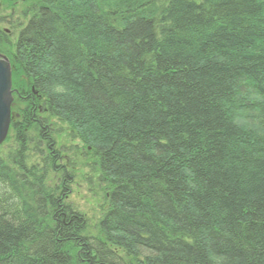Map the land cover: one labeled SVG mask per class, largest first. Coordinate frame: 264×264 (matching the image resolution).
I'll list each match as a JSON object with an SVG mask.
<instances>
[{
    "label": "trees",
    "instance_id": "trees-1",
    "mask_svg": "<svg viewBox=\"0 0 264 264\" xmlns=\"http://www.w3.org/2000/svg\"><path fill=\"white\" fill-rule=\"evenodd\" d=\"M40 1L11 61L100 161L110 209L98 231L127 236L114 239L126 256L146 246L143 264H220L209 253L264 264V119L254 133L228 111L264 118V0ZM30 110L13 126L15 153L0 157V264H68L60 248L81 223L39 222L51 168L31 161L37 147L23 152L24 129L44 126Z\"/></svg>",
    "mask_w": 264,
    "mask_h": 264
},
{
    "label": "rangeland",
    "instance_id": "rangeland-1",
    "mask_svg": "<svg viewBox=\"0 0 264 264\" xmlns=\"http://www.w3.org/2000/svg\"><path fill=\"white\" fill-rule=\"evenodd\" d=\"M40 7H45L43 1L40 0H0V56L3 55V57H6L11 65V99H13L10 106L9 129L5 139L0 144V157L6 161L9 156H13L17 148L13 126L20 122L21 113L25 111L24 94L31 96V94L27 93L28 87L34 95L38 96L31 82L32 79L30 80V77L27 76L28 73L25 70V72H21L23 70L20 64H18V61H16L17 69L16 67L14 68L11 60L13 59L15 61V58L21 55L19 47L21 32L28 26L33 18L35 19L40 15V13H38V8ZM159 7L160 4H156L151 9H157ZM19 81L22 82V84ZM47 101L49 102L48 99ZM47 101L44 100L43 104L36 103L35 108L33 107L34 119H39V115L41 114L42 116H40V118L45 121L43 128L38 131L37 135L34 131L27 132L28 129H24L25 134L30 137L29 144L31 146V152L37 147V152L31 155V161H39L37 163L40 165L41 162L45 165H51L49 172L47 170V173L41 174L44 182L38 181L42 188H46V195L50 197L49 201L52 204V206H50L51 208L46 209L47 212L44 217L40 215L39 222H42V224L45 223V225L51 223L52 227L55 226L56 228L57 226L60 231L62 229L60 222L62 226L67 227L65 220L69 216H72L71 219L73 218L74 220L82 218L85 223V231L77 232V234H74V236L72 235L68 241L72 246V244L78 240L81 245L84 243V248H88V250H83V246L73 248L74 251L70 252L71 260L77 259L82 262L81 264H87L89 260L92 259L85 258H94V254L99 253L101 250L94 248L96 249L95 252L91 253L90 248L100 246L105 248L109 253H113L114 256L118 258L123 257L121 260L126 262L127 257L125 253H123V245H120V243L114 241V239H121L123 243L127 241L130 242V239L127 238V236L118 237V233H113L112 235L114 238L111 237L110 241H107L104 239L106 232L100 229L98 231L99 225L103 223L105 216H107L103 213L104 210L110 209V206H105V201L103 199V197H105V199L109 198V194L107 191H103L106 181H103L101 179L102 175H99V173L102 172L100 161L98 162L96 158L92 159L91 146H89L88 141L86 143L84 138H80L77 135L76 129L78 130L79 127L69 126L70 123L65 121V116L63 115L49 116L48 110L50 107H47ZM39 102L41 101L39 100ZM36 111H39L38 116L35 114ZM243 118L245 119V117ZM243 118H241L243 121L250 124L249 126H245L246 128L251 126L256 128L260 125L251 122L253 120L252 118H246L245 120ZM23 128L24 127H21V130ZM71 161L75 162V164H71ZM25 164L28 167L27 163ZM64 164L66 167L62 166ZM25 172L26 170H23L22 173ZM68 172L71 173L70 177L68 176ZM23 178L26 183L29 182L32 184L30 179L26 176ZM58 184L67 188L68 194L65 198L56 192ZM27 195H31L29 196L31 198L34 197L32 192L27 193ZM52 201H54V203H52ZM62 209L69 210L74 214L61 212L63 211ZM61 218L62 221H60ZM142 248H144V250H142ZM140 250L143 256L148 252L146 246H141ZM149 251L152 250L149 249ZM141 254L132 253L134 264L144 263ZM209 258L213 263H225L223 257L216 256L212 253H209ZM146 264H148L147 261Z\"/></svg>",
    "mask_w": 264,
    "mask_h": 264
},
{
    "label": "bare ground",
    "instance_id": "bare-ground-1",
    "mask_svg": "<svg viewBox=\"0 0 264 264\" xmlns=\"http://www.w3.org/2000/svg\"><path fill=\"white\" fill-rule=\"evenodd\" d=\"M146 5H150L149 3H145ZM32 82V81H31ZM23 100L25 101V106L27 107V109L29 110V109H31V108H33V106H34V104H36V102H37V100H42V97L41 98H39L38 96H29V95H25L24 96V98H23ZM240 109V110H239ZM241 107L240 106H238V105H228V111H229V113H231V115H232V119L234 120V123L236 124V125H239V126H241V127H243L244 126V128H245V126H249L250 124L249 123H247V122H245V121H243L241 118H243V117H245V119L246 118H250L249 117V112H246L245 111V113L246 114H242L241 113ZM239 110V111H238ZM236 112V113H235ZM248 115V116H247ZM38 116V115H37ZM40 116H42L41 114L39 115V119H34V116L32 115V111L30 110L29 111V113L27 114V117H28V121H29V123H32V121H37V122H40L42 125H44V123H45V121L42 119V118H40ZM253 117H254V114L252 115ZM244 119V118H243ZM244 119V120H245ZM262 119H264V118H262V116H256V117H254L253 118V120L251 121V122H254V124L255 123H260L259 121H261ZM19 125V124H18ZM240 128V127H239ZM251 128H252V131L254 132V133H258V131L257 130H259V131H262L263 130V127H261L260 125H259V128H253L252 126H251ZM17 129L19 130V131H21V126H17ZM243 129V128H242ZM262 129V130H261ZM244 130H246V129H244ZM21 134V133H20ZM24 135L23 134H21L20 135V137H23ZM80 138H83V136H79ZM26 141V140H25ZM27 142V141H26ZM28 143V142H27ZM27 146H28V148L25 150V151H23V152H28L29 150H30V144L28 143L27 144ZM50 166L51 165H47V168L48 169H50ZM3 168H4V170H7L4 166H3ZM9 169V173H10V175L12 176V173H11V169L10 168H8ZM13 177V176H12ZM28 184H30V183H19V187H21V190L24 192V194L27 196V197H29V196H31V195H27V193H30L31 191L28 189ZM4 189L5 190H7V191H9V188L8 187H4ZM56 192L59 194V195H61V196H63L64 198L67 196V194H68V190L64 187V186H62V185H59L58 184V186L56 187ZM44 194H46V192H44ZM47 197V201H44L45 203H46V206H45V208L46 209H48V208H51L50 206H52V204L50 203V201H49V197H48V195H46ZM30 198V200H32V202H34V203H36V205H35V208L36 209H38L39 208V205H43V203L44 202H40L39 201V203L36 201V199H34V197L33 198H31V197H29ZM44 200V199H43ZM45 205V204H44ZM63 206V205H62ZM114 209V208H113ZM63 210V209H62ZM61 212H67V213H71L69 210H63V211H61ZM72 214V213H71ZM83 220V219H82ZM82 220H80L79 219V222L81 223V227H80V231H85V223L82 221ZM43 226L44 227H47L46 225H45V223L43 224ZM106 236H105V238L104 239H106L107 241H110V236H109V234L107 235V233L105 234ZM58 237H59V234H58ZM103 238H100V239H102V240H104ZM26 244V243H25ZM62 247L60 248V251L62 252V254H65L66 256H67V259H68V264H73L72 263V261L74 262V261H77V259L76 260H71V257H70V255H69V253L70 252H72V251H74V249L73 248H76V247H78V246H80V247H82L83 245H81V243H79L78 242V240L77 241H75L73 244H72V246H71V244L69 243V241L68 240H65L64 239V241L62 242V245H61ZM94 246V245H93ZM84 248V247H83ZM94 248H96V249H102V247H100V246H97V247H91L90 248V252L91 253H93V252H95V250L96 249H94ZM87 250H88V248H86ZM85 249V250H86ZM107 253V252H106ZM106 253H105V251L103 252L102 250H100L99 251V253H95L94 254V258L92 257V258H90V257H86L85 259H92V260H89V262L87 263V264H124V263H126V264H134V261L132 260V257H130V256H126L127 257V260H126V262H124L123 260H121V258H123V257H117V256H114V254L113 253H111L112 255H109V256H107L106 255Z\"/></svg>",
    "mask_w": 264,
    "mask_h": 264
},
{
    "label": "water",
    "instance_id": "water-1",
    "mask_svg": "<svg viewBox=\"0 0 264 264\" xmlns=\"http://www.w3.org/2000/svg\"><path fill=\"white\" fill-rule=\"evenodd\" d=\"M12 88L11 65L6 57L0 56V144L5 139L10 124Z\"/></svg>",
    "mask_w": 264,
    "mask_h": 264
}]
</instances>
